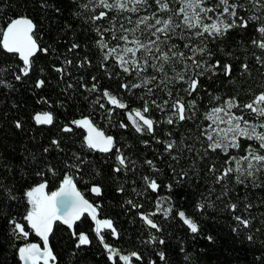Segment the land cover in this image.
Wrapping results in <instances>:
<instances>
[{
    "label": "trees",
    "instance_id": "16d2710c",
    "mask_svg": "<svg viewBox=\"0 0 264 264\" xmlns=\"http://www.w3.org/2000/svg\"><path fill=\"white\" fill-rule=\"evenodd\" d=\"M44 2L0 0V29L6 28L12 19L27 15L37 24L35 36L38 43L48 48L47 53L38 52L32 58L31 72L17 81L14 76L20 74L23 62L18 54L7 53L0 46V69H3L0 78L11 84V87L0 85V183L11 188L12 194L17 197L12 200L0 191V264H22L18 249L26 243L44 246L43 239L23 219L30 207L25 193L46 180L48 187L45 191L51 194L60 187L65 175L72 176L82 194L99 206L100 219L113 221L119 237L111 234L108 229H102L100 235H103L104 240L101 241L94 230V221L87 214L73 228L58 221L48 240L56 257L51 264H122L118 256L115 260L109 256L108 250L104 248L105 243L118 249V255L137 252L142 259L134 257L132 264H264V215H261L264 214V187H254L250 179L244 184H237L235 174L228 178L226 184L223 181L215 183V177L220 172H210V166L215 164L218 170L222 169L228 155H243V151L230 149L226 155L220 150L215 153L209 150L205 155L203 148L207 147L208 142L201 135V127L209 123L204 113L213 106L210 103L211 96L227 99L238 89L241 93L239 99L247 102L251 93L245 94L246 90L251 88L258 93L260 86L264 85V66L257 63L253 56L255 53L264 57V52L250 43L256 35L253 26L233 29L225 37L208 40V50L212 52L209 62L219 60L221 64H232V76H225L221 68L216 69L215 75L206 73L201 78L202 86L191 97L183 91L187 87L183 82L170 84L172 98L179 93L185 101L195 99L196 109L193 119L168 124L165 121L172 111V98L161 90L163 85L156 88V82L150 84L148 87L153 89L152 93L144 87L122 89L121 83H138L139 78L135 72L131 75L124 73L114 59L103 60L106 50L102 51L98 47L96 42L101 37L95 28L100 27L102 31L110 28L107 18L95 23L86 22L85 18L91 13L83 12L73 0H46L49 6L42 8L41 3ZM149 3L152 7L147 11L141 9L139 13L120 14L116 19V35L121 34L120 23L127 28L134 26L124 17L130 16L135 21L138 16L154 11V0H149ZM180 6L179 0H173V8ZM55 8L60 11L56 12ZM99 11L101 9L97 8L96 14ZM82 12L83 15H77ZM251 14L241 12L243 16ZM113 15L109 13V17ZM176 31L179 33L181 30ZM136 35L144 39L140 32ZM103 38L109 42L110 47L118 42L124 43L113 40L111 32H104ZM129 38H132L131 35ZM174 40L182 47V41L175 37ZM73 44L79 47L72 48ZM203 58L208 59L207 55ZM67 60L72 63L65 64ZM243 63L249 65V70L241 75ZM61 67L65 72L55 70ZM151 75V68L141 73L142 77ZM92 77L96 80L93 81ZM39 79L45 80L41 88L36 87ZM233 80L235 83L231 82ZM93 83H97L98 90L89 92L87 89ZM104 89L122 97L129 108L119 109L109 104L106 98H102ZM98 98L99 104L95 103ZM153 100L157 104L168 100L169 105L161 111L151 104ZM145 101L149 103L151 118L160 121L154 125L155 131L152 134L136 132L127 118L130 109L142 108ZM100 104L104 107L101 108ZM109 109H113L110 114ZM45 111L52 112V125H39L34 120L36 113ZM84 116L90 117L107 135L115 138V148L111 152L88 149L84 143L86 133L80 127L71 125L72 132L62 131L72 120ZM16 121L21 122V128L15 126ZM122 122L128 127H121ZM171 140H175L177 145L182 143L192 147L193 151L184 148L182 152L175 149L171 153L166 152L165 142ZM53 141H58L59 145L53 144ZM248 143L255 144L254 141L242 139V148ZM45 148L49 151L45 152ZM117 149L127 158V170L120 173L113 171L118 166L123 168L116 159L119 154ZM76 155L81 159L77 160ZM174 155L181 157L179 163L172 159ZM147 160H152L155 168L145 163ZM38 172L45 175L38 176ZM182 172L187 175L183 176ZM143 177L155 180L159 188L152 190ZM260 181H264V174L259 176L257 182ZM93 186H100L101 194L93 193ZM225 187L227 195L217 199ZM120 188L124 191L120 192ZM213 188L215 191L206 201L209 189ZM129 200L141 207L134 208L128 203ZM209 202L211 207L207 206ZM246 202L253 205L248 213L243 211ZM199 203H205V208L198 209ZM230 203H237L238 208L230 210ZM158 204L162 209L171 208L172 211L165 216L163 210L156 211ZM179 211L197 223V233L190 231L177 214ZM154 212L156 214L150 218L158 225V229L151 228L141 217L142 213ZM237 215L255 216L251 229L238 228L234 232L238 224L234 217ZM12 219L25 225V230L29 232L27 238L12 232ZM79 233L86 234L90 243L78 247ZM247 235H253V241H248ZM153 236L156 237L155 242L151 240ZM209 236L213 237L211 241L208 240ZM159 240L164 243L160 244ZM161 252L165 256L163 260L159 255Z\"/></svg>",
    "mask_w": 264,
    "mask_h": 264
},
{
    "label": "snow or ice",
    "instance_id": "6c2138e0",
    "mask_svg": "<svg viewBox=\"0 0 264 264\" xmlns=\"http://www.w3.org/2000/svg\"><path fill=\"white\" fill-rule=\"evenodd\" d=\"M73 2L78 3L83 12L91 13L85 18L86 22L95 23L96 21L108 19L111 25L110 28L103 29V31L100 27L95 28V31L101 37L96 43L102 51L106 50L103 55L104 61L112 58L118 63L124 73L131 75L135 72L136 77L139 78L138 83H121L120 87L125 90L144 87L147 88L149 93H152L153 89L148 86L156 82L154 87L161 88V85H163L161 90L165 91L169 98H172L173 93L169 85L183 82L187 85L183 91L191 97L202 86L201 78L206 73L215 75L216 69L221 68L225 76L231 77L233 73L232 64H221L219 60L214 63L209 62L212 52L208 50L207 44L209 39L214 41L225 37L233 29H248L250 25L253 26V31L256 35L251 38L250 43L254 48L264 52V0H179L181 5L179 8H173V0H154L155 10L149 12L148 15L138 16L135 21L130 16L124 17L129 24L134 26L127 28L123 23H120L119 32L121 34L119 36L116 35L117 17L124 12L139 13L141 9L147 11L152 7L149 0H83L82 3L80 0H73ZM48 6L46 0L41 3L42 8ZM97 8L101 9L98 14H96ZM55 11L59 12L60 9L55 8ZM83 12L77 13V15H83ZM110 12L115 15L109 17ZM241 12H251L252 14L243 16ZM161 13L166 15H160ZM36 29L37 24L34 23L33 19L23 14L8 22L6 28L0 29V35H2L0 46L7 53L18 54L23 62V67L19 69L20 74L14 76L17 81H20L22 77H27L31 72L33 68L32 57L38 52H48V48L42 47L37 42ZM177 29L181 31L178 33ZM104 32H111L113 40L123 41L124 43L120 44L118 42L110 47L109 42L103 38ZM137 32H140L144 39L137 36ZM130 35L131 39L129 38ZM174 37L183 42L182 47L175 42ZM78 47L79 45L77 44L72 45V48ZM138 53L140 54L139 56L137 55ZM205 55L208 57L207 60L203 58ZM227 55H231V53ZM253 56L257 63L264 66V57L257 56L255 53H253ZM150 60L153 62L149 63ZM71 63L72 61L70 60L65 61V64ZM148 68L153 69V75L142 77L141 73L147 72ZM241 69V75H243L248 72L249 65L243 63ZM55 70L60 73L65 72L62 67ZM0 71H3V69H0ZM92 79L93 81L96 80L95 77H92ZM231 82L235 83L234 80ZM0 85L11 87V84L2 78H0ZM44 85V79L37 80V88H41ZM260 87L261 90L258 93L253 92L251 88L246 90L245 94L251 93L247 102H242L239 99L241 93L238 89L227 99H222L220 96H211L210 103H213V106L204 113V118L209 123L207 126L201 127V135L208 142L207 147L203 148L204 154L207 155L209 150L213 153L220 150L226 155H228L230 149H242L243 151V155H228V158L224 161L225 167L222 169L218 170L215 164L210 166V172H220L215 177V183L217 184L222 181L226 184L228 178L235 174L234 179L237 184H244L246 180L250 179L254 187H264V181L257 182L259 176L264 174V85ZM87 90L89 92L97 91V83H93ZM102 98H106L108 103L116 108H129V105L123 102L122 97L112 94L107 89L103 90ZM95 103L99 104L100 98ZM151 104L164 111L169 105V101L165 100L162 104H157L153 100ZM100 107L103 108L104 105L100 104ZM195 109V99L185 101V98L177 93L175 98L171 99L172 111L165 122L173 124L179 121L191 120L194 118ZM234 109L237 111H233ZM112 110L109 109V114ZM173 117H175V120ZM33 118L40 125H52L54 122L52 112L48 111L38 112ZM127 118L138 133L147 132L152 134L155 131L154 125L160 123V121L151 118L150 106L147 101L144 102L142 108L130 109L127 112ZM71 125L87 130L84 143L88 149L107 153L115 147L114 138L111 135H105L102 130L96 127L90 117L84 116L81 119L72 120L70 125L63 127L62 131L72 132L73 128ZM15 126L21 128L22 124L20 121H16ZM120 126L123 128L128 127L123 122ZM168 135L171 136V133ZM242 139L254 141L255 144L248 143L246 147L242 148ZM52 143L59 145L58 141H53ZM184 148H187L189 152L193 151L192 147L182 143L177 145L175 140L165 142V151L169 153L173 149L177 152H182ZM44 151L48 152L49 149L45 148ZM117 152L119 154L116 159L123 168L118 166L113 171L120 173L122 170H127V158L119 149H117ZM197 154L199 155V152ZM180 158L179 155L172 156V159L177 163H179ZM76 159L80 160L81 158L76 155ZM145 163L155 168L152 160H147ZM70 167H79V165H71ZM49 171H52V169L49 168ZM37 175L43 177L45 173L38 172ZM182 175L186 176L187 173L182 172ZM143 179L152 190L159 188L155 180H151L149 177H143ZM47 187L48 184L45 180L31 187L25 193L30 207L26 210L23 219L43 239L45 247L41 249L40 245L36 243H26L19 247V258L23 261V264H50L51 261H55L56 257L52 249L47 246L49 234L53 231L54 224L59 221L69 228H73L85 213H88L92 220L95 221L94 230L101 241L104 240L103 235H100L102 229H108L111 234L117 238L119 237V233L111 219L97 218L99 206L93 205L84 199L77 190L72 176L65 175L59 189L51 192V194L45 191ZM0 191L12 200L17 199L12 194V189L4 187L2 183H0ZM91 191L99 195L102 189L100 186H93ZM119 191L123 192L124 189L120 188ZM214 191V188L209 189L208 195L205 197L206 201H208ZM226 195L227 189L225 187L216 198L221 199ZM128 203L132 204V201L129 200ZM132 206L134 208L141 207L135 204H132ZM205 206V203L197 205L198 209H204ZM207 206L211 207L212 205L209 202ZM252 207V204L246 202L243 211L248 213ZM228 208L235 211L238 208V204L230 203ZM161 210H163L165 216L172 211L171 208L162 209V206L158 204L156 211L159 212ZM155 214V212L150 214L142 213L141 217L151 228L158 229V225L150 218V216ZM177 214L189 226L192 233L198 232V225L193 219L186 217L183 211H179ZM234 218L238 222L237 228L233 229L234 232L238 228L251 229L253 221L256 220V217L251 215H237ZM10 223L13 225L12 232L14 234L24 238L29 236V232L25 230L23 223L18 222L16 219H12ZM256 231L259 232L260 229H256ZM73 234L77 235L75 232ZM78 239V247L90 243L88 236L84 233H79ZM212 239L213 237H208L209 241ZM246 239L253 241L254 237L253 235H247ZM151 240L155 242L156 237L153 236ZM159 243L163 244L164 241L159 240ZM104 248L108 250L111 258L115 260L118 256V259L124 261L125 264H132L134 257L142 259L137 252L118 255L119 250L107 243L104 244ZM159 255L161 260L165 258L163 252Z\"/></svg>",
    "mask_w": 264,
    "mask_h": 264
},
{
    "label": "water",
    "instance_id": "95a60500",
    "mask_svg": "<svg viewBox=\"0 0 264 264\" xmlns=\"http://www.w3.org/2000/svg\"><path fill=\"white\" fill-rule=\"evenodd\" d=\"M37 42H38V41H37ZM19 58H20V57H19ZM32 58H33V57H32ZM93 123H94V122H93ZM94 124H95V123H94ZM39 125H40V124H39ZM95 125H96V124H95ZM96 127L99 128L97 125H96ZM82 129H83V130L85 131V133L87 134V130L84 129V128H82ZM99 129L102 130L101 128H99ZM102 131H103V130H102ZM103 132H104V131H103ZM104 133H105V132H104ZM105 135H107V134L105 133ZM112 137H113V136H112ZM113 138H114V137H113ZM114 140H115V138H114ZM114 148H115V147H114ZM114 148H113V149H114ZM113 149H112V150H113ZM112 150H111V151H112ZM95 151H97V152H101V151H99V150H95ZM111 151H110V152H111ZM102 153H105V152H102ZM107 153H109V152H107ZM74 183H75V182H74ZM75 184H76V183H75ZM76 187H77V190H78V191L81 193V195L84 197V199H86L89 203L93 204L91 201H89V200H88V199L82 194V192L79 190V188H78L77 185H76ZM58 189H59V188H58ZM58 189H57V190H58ZM95 194H96V193H95ZM93 205H95V204H93ZM97 212H98V216H97V218L100 219L99 209H97ZM85 214L89 215L88 213H85ZM85 214H84V215H85ZM89 216H90V215H89ZM90 217H91V216H90ZM94 223H95V221H94ZM44 246H45V245H44ZM47 246L50 247V246H49V243H48ZM40 247H41V245H40ZM41 249H43V248L41 247ZM22 264H23V261H22Z\"/></svg>",
    "mask_w": 264,
    "mask_h": 264
},
{
    "label": "rangeland",
    "instance_id": "374dc122",
    "mask_svg": "<svg viewBox=\"0 0 264 264\" xmlns=\"http://www.w3.org/2000/svg\"><path fill=\"white\" fill-rule=\"evenodd\" d=\"M222 127H223V125H221ZM122 264H125V262L124 261H122Z\"/></svg>",
    "mask_w": 264,
    "mask_h": 264
},
{
    "label": "flooded vegetation",
    "instance_id": "af4514ba",
    "mask_svg": "<svg viewBox=\"0 0 264 264\" xmlns=\"http://www.w3.org/2000/svg\"><path fill=\"white\" fill-rule=\"evenodd\" d=\"M42 248H44L45 246H41ZM50 264H51V262H50Z\"/></svg>",
    "mask_w": 264,
    "mask_h": 264
}]
</instances>
